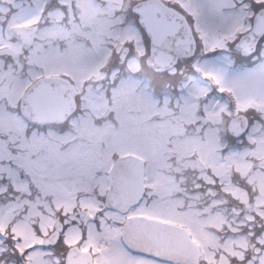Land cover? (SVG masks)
Listing matches in <instances>:
<instances>
[{"label":"snow or ice","instance_id":"obj_1","mask_svg":"<svg viewBox=\"0 0 264 264\" xmlns=\"http://www.w3.org/2000/svg\"><path fill=\"white\" fill-rule=\"evenodd\" d=\"M0 264H264V0H0Z\"/></svg>","mask_w":264,"mask_h":264}]
</instances>
